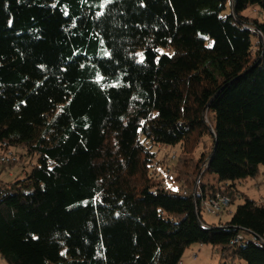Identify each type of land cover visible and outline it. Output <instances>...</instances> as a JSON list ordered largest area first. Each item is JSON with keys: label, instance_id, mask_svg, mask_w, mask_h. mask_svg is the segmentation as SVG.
<instances>
[{"label": "trees", "instance_id": "trees-1", "mask_svg": "<svg viewBox=\"0 0 264 264\" xmlns=\"http://www.w3.org/2000/svg\"><path fill=\"white\" fill-rule=\"evenodd\" d=\"M12 148L37 161L0 182L5 264H180L192 244L264 264V198L237 189L264 165V0H0V164Z\"/></svg>", "mask_w": 264, "mask_h": 264}, {"label": "rangeland", "instance_id": "rangeland-1", "mask_svg": "<svg viewBox=\"0 0 264 264\" xmlns=\"http://www.w3.org/2000/svg\"><path fill=\"white\" fill-rule=\"evenodd\" d=\"M256 7L247 8L243 14L248 17H253L258 20H262V13H258ZM229 12L227 6L224 14ZM178 146L175 147H162L158 152V159L167 162L173 152H177ZM153 150H156L155 148ZM14 156L18 162L7 167L0 164V182L2 183H13L16 180H22L27 175L30 174L32 166L36 164V155H27L24 150L18 148H12ZM157 159V160H158ZM259 173L255 178L247 179L237 184V189L243 193L246 197L259 201L264 198V165L259 168ZM169 181H166V186L168 187ZM244 203L241 197L236 198L235 202L228 206L225 211H219L217 214H209L206 211H201V216L203 220L209 224H218L219 222L229 221L231 218V213L234 212L237 206ZM228 264V258H222L218 249L210 244H192L190 247L186 248L183 252L180 264ZM0 264H5L0 258ZM241 264V263H237Z\"/></svg>", "mask_w": 264, "mask_h": 264}, {"label": "built area", "instance_id": "built-area-1", "mask_svg": "<svg viewBox=\"0 0 264 264\" xmlns=\"http://www.w3.org/2000/svg\"><path fill=\"white\" fill-rule=\"evenodd\" d=\"M228 199L227 198H220L219 201L217 202H214V201H211L210 204H208V206H205V209L207 211V213H215L216 211L219 210L220 208V204L223 205V206H226L228 205ZM242 238L241 236H238L234 242H238L240 241Z\"/></svg>", "mask_w": 264, "mask_h": 264}]
</instances>
